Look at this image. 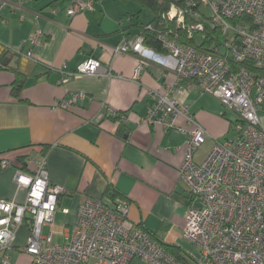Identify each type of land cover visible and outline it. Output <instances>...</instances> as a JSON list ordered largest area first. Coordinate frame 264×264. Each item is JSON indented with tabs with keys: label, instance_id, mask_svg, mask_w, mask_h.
I'll return each instance as SVG.
<instances>
[{
	"label": "crops",
	"instance_id": "0c3cea01",
	"mask_svg": "<svg viewBox=\"0 0 264 264\" xmlns=\"http://www.w3.org/2000/svg\"><path fill=\"white\" fill-rule=\"evenodd\" d=\"M89 1L3 0L0 199L25 201L27 189L19 188L15 181L20 157L27 162L46 154L51 182L66 188L55 221L42 228L55 243L67 240L86 197L107 202L120 197L128 202L131 221L161 243L177 245L198 260L184 236L191 197L179 169L188 135L144 120L152 102L148 91L163 94L167 85L176 82L177 59L165 49L158 51L148 45L143 54L114 56L112 48L140 34L141 26L148 25L154 15L150 9L145 13L148 8L133 0H94L92 9L68 14L72 5ZM39 30L42 34L33 43L31 37ZM19 49L21 53L13 52ZM90 59L100 61L113 75L75 74ZM140 63L143 67L135 79ZM19 74L25 80L20 99L13 94ZM69 74L75 75L66 79ZM77 93H84L85 98L69 108L57 106ZM172 95L188 105L211 135L196 154V160L202 161L214 145L212 137H228L232 120L217 98L195 86L175 89ZM123 116L127 119L122 120ZM177 124L187 127L183 118ZM5 159L10 165L2 166ZM28 235L25 224L8 250L12 264H35L24 251ZM1 256L0 251V260ZM132 264L148 263L137 258Z\"/></svg>",
	"mask_w": 264,
	"mask_h": 264
},
{
	"label": "built area",
	"instance_id": "2783aa9c",
	"mask_svg": "<svg viewBox=\"0 0 264 264\" xmlns=\"http://www.w3.org/2000/svg\"><path fill=\"white\" fill-rule=\"evenodd\" d=\"M169 1L165 17L186 31V36L172 28L158 33L162 47L177 59L176 82L167 85L163 94L148 91L152 102L144 120L188 135L179 169L192 197L184 236L200 248L202 259L196 264H264V126L258 115L264 104V0ZM93 2H78L67 12L74 15L92 9ZM2 7L0 0V11ZM146 27L152 29L151 24ZM41 34L37 31L31 41L35 43ZM144 40L141 33L128 38L113 47L112 54H143ZM142 67V63L136 67L135 79ZM75 74L113 75L93 59L81 64ZM190 85L214 96L238 116L231 129L234 138L212 137L214 145L202 161L196 160V154L211 135L188 105L172 95L175 89ZM81 98L85 94L77 93L57 106L69 108ZM179 118L187 127L177 124ZM26 164L32 169H18L15 175L18 187L27 189L25 201L0 199V264H12L8 250L25 224L29 235L24 251L35 264H88L91 260L94 264H132L137 258L148 264H182L150 232L129 219L128 202L120 197L112 202L86 197L67 240L55 243L42 228L55 221L66 188L51 182L44 155L29 158ZM8 165V160L2 161V166Z\"/></svg>",
	"mask_w": 264,
	"mask_h": 264
},
{
	"label": "trees",
	"instance_id": "16d2710c",
	"mask_svg": "<svg viewBox=\"0 0 264 264\" xmlns=\"http://www.w3.org/2000/svg\"><path fill=\"white\" fill-rule=\"evenodd\" d=\"M122 1H128V0H122ZM137 3L140 4L141 7L143 8H148L151 10V12L154 15L153 20L149 23L152 25V29H148L146 26H141L142 31L141 34L144 35L145 40L144 43L145 45L151 46L152 48H154L155 50L161 51L164 50V48L162 47L161 41L158 38V33L160 31H163L165 29H173L176 30L178 32H180L183 37L186 36V31H184L181 27H177L176 26V22H172L170 21L167 17H165V13L169 10L171 3L169 0H133ZM185 40V39H184ZM186 42V41H184ZM192 43L195 42V40H191ZM24 77L19 74V76H17V79L15 80L14 84H13V94L16 98L21 97V90L24 86ZM230 129L233 128L234 125V121H230ZM48 148L43 149V153H45V151ZM44 156L46 154H43ZM20 169L27 171L28 166L26 164V161L23 159V157H20ZM117 196L115 195V198ZM191 197V195H190ZM118 198V197H117ZM192 200V197H191ZM191 202V201H190ZM154 237V235H153ZM163 245V247L169 252L171 253L179 262H181L182 264H188L185 259L183 258V254L187 255L188 257H190L192 260L196 261L195 258H193L192 256L188 255L187 253H185L179 246L174 245V244H164L161 243Z\"/></svg>",
	"mask_w": 264,
	"mask_h": 264
},
{
	"label": "rangeland",
	"instance_id": "374dc122",
	"mask_svg": "<svg viewBox=\"0 0 264 264\" xmlns=\"http://www.w3.org/2000/svg\"><path fill=\"white\" fill-rule=\"evenodd\" d=\"M202 9L204 11H206L207 13H210V10L208 8L203 7ZM148 10H145V13H149L150 10L149 11ZM227 113H228L229 117L231 118V120H233V121L237 120L238 116L236 115V113H234V112H232L230 110H227ZM258 115H259V117H260V119L262 121V124L264 126V104L259 107ZM227 138H229V139L230 138H234V131L233 130H231V132L228 134ZM188 243H190L191 248H193L194 251L196 252V258L202 259V254H201L200 248L198 246H196L194 243L192 244V242H188Z\"/></svg>",
	"mask_w": 264,
	"mask_h": 264
},
{
	"label": "water",
	"instance_id": "95a60500",
	"mask_svg": "<svg viewBox=\"0 0 264 264\" xmlns=\"http://www.w3.org/2000/svg\"><path fill=\"white\" fill-rule=\"evenodd\" d=\"M4 64L7 63V59H4L3 61ZM183 258L185 259V261L188 263V264H196L194 260H192L190 257H188L187 255L183 254Z\"/></svg>",
	"mask_w": 264,
	"mask_h": 264
}]
</instances>
